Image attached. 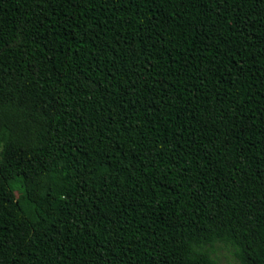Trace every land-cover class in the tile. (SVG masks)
Wrapping results in <instances>:
<instances>
[{
  "label": "trees",
  "instance_id": "16d2710c",
  "mask_svg": "<svg viewBox=\"0 0 264 264\" xmlns=\"http://www.w3.org/2000/svg\"><path fill=\"white\" fill-rule=\"evenodd\" d=\"M264 264V0H0V264Z\"/></svg>",
  "mask_w": 264,
  "mask_h": 264
},
{
  "label": "rangeland",
  "instance_id": "374dc122",
  "mask_svg": "<svg viewBox=\"0 0 264 264\" xmlns=\"http://www.w3.org/2000/svg\"><path fill=\"white\" fill-rule=\"evenodd\" d=\"M213 257L218 264H240L234 256V249L221 243L214 245Z\"/></svg>",
  "mask_w": 264,
  "mask_h": 264
}]
</instances>
